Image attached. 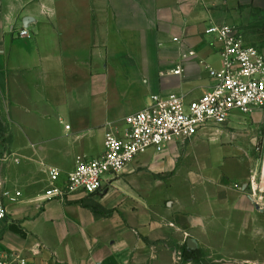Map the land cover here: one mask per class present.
<instances>
[{
	"label": "crops",
	"instance_id": "1",
	"mask_svg": "<svg viewBox=\"0 0 264 264\" xmlns=\"http://www.w3.org/2000/svg\"><path fill=\"white\" fill-rule=\"evenodd\" d=\"M251 6L264 9V0H0V99L21 119V171L0 173L1 188L29 193L41 173L47 181L49 168L64 180L77 158L103 153L108 130L121 136L126 119L151 95L202 94L209 82L201 62L219 66L218 47L205 29L229 25ZM21 29L31 39L19 38ZM189 51L195 57L183 59ZM177 67L180 75L173 74ZM198 140L170 144L150 163L139 156L117 186L96 197L37 206L25 194L18 213L0 227V250L28 256L40 244L39 264H196L201 251L216 264L221 258L254 263L240 249L250 240L252 203L223 184L229 179L234 186L246 174L175 172ZM163 174L166 179L156 178ZM179 177L189 190L186 202L163 195ZM93 205L105 214H94ZM27 229L38 240L31 243ZM229 229L237 237L227 244ZM17 239L19 248L10 245ZM184 248L195 252L193 259H182Z\"/></svg>",
	"mask_w": 264,
	"mask_h": 264
},
{
	"label": "built area",
	"instance_id": "2",
	"mask_svg": "<svg viewBox=\"0 0 264 264\" xmlns=\"http://www.w3.org/2000/svg\"><path fill=\"white\" fill-rule=\"evenodd\" d=\"M17 35L32 37L26 29ZM204 36L218 47L219 66L201 62L209 85L200 97L188 100L182 94L151 95L143 110L126 119L127 129L121 136L112 130L105 133L99 157L77 158L64 180L59 169L49 168L46 189L36 204L64 202L73 195H101L114 188L118 175L148 150L161 153L170 144L184 143L202 131L224 126L234 114L251 117L264 112V55L228 24H211ZM192 57L195 54L189 51L183 59ZM181 72L177 67L173 74ZM19 196L2 193L0 185V227L8 223V206L18 204ZM41 250L40 244L32 246L28 256L0 250V264H39Z\"/></svg>",
	"mask_w": 264,
	"mask_h": 264
},
{
	"label": "rangeland",
	"instance_id": "3",
	"mask_svg": "<svg viewBox=\"0 0 264 264\" xmlns=\"http://www.w3.org/2000/svg\"><path fill=\"white\" fill-rule=\"evenodd\" d=\"M229 25L233 26L239 32L246 44L257 48L264 55V9L252 6L250 8H244L240 11L239 18ZM127 51H131V49ZM200 95L199 91H195L187 99L193 100ZM5 104L0 99V173L6 178L8 172L21 171V161H17L19 160L17 158L19 151L21 152V144L19 143V139L21 138V128H19L21 126V119L18 113H13ZM195 137H199L198 142L188 150L187 156L178 161V167L175 172H185V174L186 172L202 173L212 168L219 171L223 170L224 172H236L237 174H241L242 172V175L246 174V177L234 184V186H232L233 181L229 179L224 180L223 184L226 188L233 187L236 196H244V198L252 203V224L250 225V233L249 231L247 232V235H250V240L252 241L250 242L249 238L245 237L246 239L244 238L242 241L240 249L244 248L249 253L250 259H258L254 263L250 262L245 264H264V184L261 185L258 178L264 151V112H259L258 115L251 117L234 114L224 126L213 130L202 131L193 138ZM210 139H217V141ZM95 148L97 151V139L95 140ZM154 154L160 153L148 150L145 155H142L143 162L147 161L150 163L154 161ZM28 169L32 170V166H28ZM39 172H44V170L42 169ZM41 175V181L29 193H21L19 188L17 190L14 187L6 188L4 186L2 188V193H9L14 197L16 193L20 195L18 197L20 202L18 204L8 206L9 217H12L11 212L14 215L18 213V205L21 204V198L25 194L31 195L34 205L40 206L35 204L36 200L42 196L47 186L44 174L41 173ZM156 178L163 180L167 177L163 174ZM197 178H194V180ZM201 181L199 185L204 184L202 179ZM181 182L182 178L180 177L172 181V189L163 195L171 192L176 193L183 202H186L187 197H189V190L185 185L184 188H181L183 187ZM115 186H117L116 183ZM112 189H109V191ZM158 192L161 193V189ZM89 197L91 196H87L86 198L88 199ZM26 231L28 236L30 235L32 238L29 239L28 237L31 243L35 241L34 239L38 240V237L34 235L32 230L27 229ZM224 235L227 239L226 243L229 244L235 241L237 232L236 230L229 229V231L224 232ZM19 237L21 238L20 235ZM1 240L2 237L0 236V243ZM6 242H8V239L6 236H3L2 244H6ZM20 242V240L18 242L11 241L10 245L19 248L21 245ZM200 245L205 246V243L202 242ZM200 253L203 259H199L200 261L196 260V264H216L213 263L215 258H207L203 251ZM217 264L243 263L235 258H221L218 259Z\"/></svg>",
	"mask_w": 264,
	"mask_h": 264
},
{
	"label": "trees",
	"instance_id": "4",
	"mask_svg": "<svg viewBox=\"0 0 264 264\" xmlns=\"http://www.w3.org/2000/svg\"><path fill=\"white\" fill-rule=\"evenodd\" d=\"M88 208H89L94 214H96V215H97V214H100V215H104V214H105V212H103V211L100 210L101 208H100L98 205L89 206ZM10 228H11V230H12L14 233L20 235L21 237H24V234L22 233V231L19 230V229H17L15 226L11 225ZM194 253H195V252L190 251V250H188L187 248H184L183 251H182V253H181L182 259H183V260L193 259V255H194Z\"/></svg>",
	"mask_w": 264,
	"mask_h": 264
},
{
	"label": "water",
	"instance_id": "5",
	"mask_svg": "<svg viewBox=\"0 0 264 264\" xmlns=\"http://www.w3.org/2000/svg\"><path fill=\"white\" fill-rule=\"evenodd\" d=\"M258 178H259V183L261 185H263V183H264V151H263V156H262V161H261V166H260L259 177ZM187 247L190 250H193V249L196 248L195 244L191 240H188Z\"/></svg>",
	"mask_w": 264,
	"mask_h": 264
},
{
	"label": "bare ground",
	"instance_id": "6",
	"mask_svg": "<svg viewBox=\"0 0 264 264\" xmlns=\"http://www.w3.org/2000/svg\"><path fill=\"white\" fill-rule=\"evenodd\" d=\"M264 184V183H263Z\"/></svg>",
	"mask_w": 264,
	"mask_h": 264
}]
</instances>
